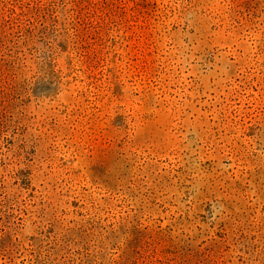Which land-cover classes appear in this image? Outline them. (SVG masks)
I'll return each instance as SVG.
<instances>
[{
	"label": "rangeland",
	"instance_id": "obj_1",
	"mask_svg": "<svg viewBox=\"0 0 264 264\" xmlns=\"http://www.w3.org/2000/svg\"><path fill=\"white\" fill-rule=\"evenodd\" d=\"M0 264H264V0H0Z\"/></svg>",
	"mask_w": 264,
	"mask_h": 264
}]
</instances>
